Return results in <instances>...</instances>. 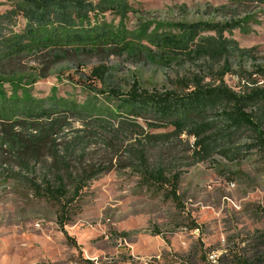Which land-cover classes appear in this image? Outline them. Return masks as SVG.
<instances>
[{
    "label": "rangeland",
    "instance_id": "374dc122",
    "mask_svg": "<svg viewBox=\"0 0 264 264\" xmlns=\"http://www.w3.org/2000/svg\"><path fill=\"white\" fill-rule=\"evenodd\" d=\"M13 7L11 0H0V16ZM128 8L124 15L95 11L89 17V26L109 24L119 41H91L80 50L66 52L31 44L29 39L22 40L23 46L4 48L0 42V93L7 98L91 101L118 111L111 91L126 92L134 82L149 91L172 89L176 78L193 74L210 82L209 65L202 59L192 52L188 56L169 50H194L199 38L213 36V31L200 32L183 49L157 47L143 37L154 32L178 34L182 26L197 22L236 24L223 31V37L247 52L232 58L235 71L223 78L229 87L239 89L242 82L237 73L241 69L264 83L256 72L264 68L263 3L128 0ZM26 25L21 14L0 19V36H19ZM122 117L103 115L100 126L89 123L88 118L60 117V127L51 138L58 149L73 137L79 139L70 158L73 168L79 163L101 168L83 187L64 227L82 256L113 264L121 258L122 244L135 264H162L170 255L189 264H217L216 259L230 251L251 253L256 231L264 228V153L244 147L253 142L248 133L230 145V157L215 152L196 161L191 135L170 136L166 143L151 138L143 145L145 134H165L173 128L158 127L148 116H128L139 125L140 133L135 123L121 125ZM9 125L0 120V140ZM18 131L13 127V132ZM234 146L241 148L235 150ZM141 147L149 164L179 172L180 209L162 193H152L140 183L132 150ZM49 164L43 151L37 159L20 161L0 144V264H73L76 249L66 243L57 224L56 207L36 188L44 186L41 177L49 174ZM192 220L197 229L189 228ZM122 232L128 233L123 242Z\"/></svg>",
    "mask_w": 264,
    "mask_h": 264
},
{
    "label": "trees",
    "instance_id": "16d2710c",
    "mask_svg": "<svg viewBox=\"0 0 264 264\" xmlns=\"http://www.w3.org/2000/svg\"><path fill=\"white\" fill-rule=\"evenodd\" d=\"M11 1L14 7L7 14L1 15L0 19L21 14L26 19V30L19 36H0V42L3 44L1 48L11 45L23 46L22 40L29 39L31 44L51 46L66 52L69 49L80 50L91 41H119L111 34L112 27L109 24L91 27L88 24L89 17L95 11H111L124 15L129 10L128 0ZM257 1L264 4V0ZM235 25L230 22H197L182 26L178 34H143L148 43L157 47L183 49L186 43H193L200 32L213 31V36L200 37L194 50H169L188 56L192 52L194 57L209 65L212 80L204 82L203 77L197 74L179 77L173 81L175 86L172 89L162 91H149L134 82L126 92L111 91L117 100L118 111L105 109L91 101L77 104L54 97L47 101L26 97L7 98L0 93V120L10 123V129L3 130L0 144L7 146L9 151L20 157V161L37 159L39 151H43L50 159V172L41 177L44 186L36 188L37 191L42 190L45 197L56 207L57 224L65 235L66 243L76 249V255L72 258L73 264H101L100 258H84L75 239L64 230L71 218V209L80 197L83 187L101 172V168L81 163L75 168L71 166L70 158L75 153L79 139L73 137L60 149L51 140L54 129L60 127V117L64 119L73 115L79 119L88 118L89 123L100 126L102 124L99 123L104 121L103 115L111 118L122 115L124 117L121 119V125L135 123L140 133H143L139 125L127 117L148 116L159 125L158 127L171 126L173 130L165 134H145L143 145L151 138L158 143H166L170 136L185 133L194 138L196 161L205 160L215 152L228 157L230 145L244 133H248L249 139L253 141L244 147H255L264 153V83L259 84L257 79L252 77V72L245 69L237 73L239 81L242 82L238 90L229 87L223 80L226 73L235 71L232 69V58L247 52L240 49L235 41L223 37V31ZM256 72L264 79V68H258ZM13 127H18L20 131L13 132ZM240 148L234 146L233 149ZM132 156L142 186L152 193H162L180 209L182 205L178 194L179 172H169L162 164H149L144 147L132 150ZM189 228L197 229L198 225L192 220ZM256 233L258 238L254 241L251 253L230 251L225 257H218L217 264H264V228ZM119 235L121 242L128 237L127 232ZM122 247L121 258L114 260L113 264H135L126 246L122 244ZM41 264L54 263L45 261ZM162 264L189 263L170 255Z\"/></svg>",
    "mask_w": 264,
    "mask_h": 264
}]
</instances>
